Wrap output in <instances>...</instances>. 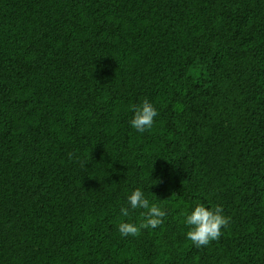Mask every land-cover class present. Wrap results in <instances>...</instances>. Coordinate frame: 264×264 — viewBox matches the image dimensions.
<instances>
[{
    "label": "trees",
    "instance_id": "obj_1",
    "mask_svg": "<svg viewBox=\"0 0 264 264\" xmlns=\"http://www.w3.org/2000/svg\"><path fill=\"white\" fill-rule=\"evenodd\" d=\"M194 202L230 217L199 249ZM0 264H264V0H0Z\"/></svg>",
    "mask_w": 264,
    "mask_h": 264
},
{
    "label": "clouds",
    "instance_id": "obj_2",
    "mask_svg": "<svg viewBox=\"0 0 264 264\" xmlns=\"http://www.w3.org/2000/svg\"><path fill=\"white\" fill-rule=\"evenodd\" d=\"M130 127L139 133L150 131L159 113L148 99L134 105L132 108ZM72 153L69 154L71 159ZM86 166V162H82ZM153 184L136 186L126 192L124 204L119 209L120 216L126 218L118 224L121 237H135L143 230L156 229L163 225L168 217L165 205L149 199L146 190ZM150 191V190H149ZM139 211V222H133L134 214ZM183 223L187 228L185 238L196 248L207 247L212 241L218 240L222 229L229 225L230 217L224 214L222 205L194 202L185 209Z\"/></svg>",
    "mask_w": 264,
    "mask_h": 264
}]
</instances>
